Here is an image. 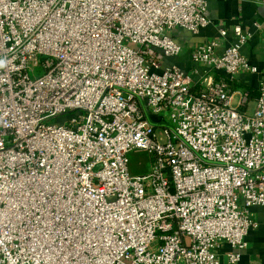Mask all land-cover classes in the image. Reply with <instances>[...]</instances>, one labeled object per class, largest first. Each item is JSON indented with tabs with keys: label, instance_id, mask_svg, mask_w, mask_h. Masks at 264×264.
Here are the masks:
<instances>
[{
	"label": "built area",
	"instance_id": "1",
	"mask_svg": "<svg viewBox=\"0 0 264 264\" xmlns=\"http://www.w3.org/2000/svg\"><path fill=\"white\" fill-rule=\"evenodd\" d=\"M210 23L207 0H0V264H240L264 206V82L233 89L251 34L196 45L197 81L166 64Z\"/></svg>",
	"mask_w": 264,
	"mask_h": 264
},
{
	"label": "crops",
	"instance_id": "2",
	"mask_svg": "<svg viewBox=\"0 0 264 264\" xmlns=\"http://www.w3.org/2000/svg\"><path fill=\"white\" fill-rule=\"evenodd\" d=\"M208 17L211 23L202 28L198 33L178 28L173 32V37L182 47L178 57L167 58V65H178L190 73L197 81L204 75V69L192 60L193 48L206 43L219 36V30L227 29V40L230 41L236 25L251 34L249 41L242 47V54L250 65L257 68L256 73H239L233 89L248 88L255 94L260 82H264V0H207ZM226 42H224L225 44ZM219 49V52L223 50ZM198 68L199 73L193 71ZM252 219L257 222V227L251 229L246 236L248 247L243 251L240 264H264V206H255L251 210ZM224 245V252L229 250Z\"/></svg>",
	"mask_w": 264,
	"mask_h": 264
},
{
	"label": "rangeland",
	"instance_id": "3",
	"mask_svg": "<svg viewBox=\"0 0 264 264\" xmlns=\"http://www.w3.org/2000/svg\"><path fill=\"white\" fill-rule=\"evenodd\" d=\"M38 75V74H37ZM33 76V75H32ZM146 108V112L152 122L155 123L156 119L150 113V110ZM129 157V170L132 175H141L150 172L151 169V157L146 151H132L128 155Z\"/></svg>",
	"mask_w": 264,
	"mask_h": 264
},
{
	"label": "clouds",
	"instance_id": "4",
	"mask_svg": "<svg viewBox=\"0 0 264 264\" xmlns=\"http://www.w3.org/2000/svg\"><path fill=\"white\" fill-rule=\"evenodd\" d=\"M0 66H3V62L2 61H0Z\"/></svg>",
	"mask_w": 264,
	"mask_h": 264
}]
</instances>
